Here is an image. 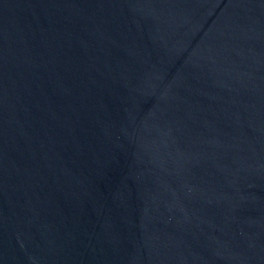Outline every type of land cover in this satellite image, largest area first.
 <instances>
[{"label":"water","instance_id":"95a60500","mask_svg":"<svg viewBox=\"0 0 264 264\" xmlns=\"http://www.w3.org/2000/svg\"><path fill=\"white\" fill-rule=\"evenodd\" d=\"M0 264H264V0H0Z\"/></svg>","mask_w":264,"mask_h":264}]
</instances>
